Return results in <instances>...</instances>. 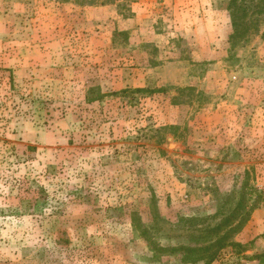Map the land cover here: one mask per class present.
<instances>
[{
  "label": "rangeland",
  "instance_id": "1",
  "mask_svg": "<svg viewBox=\"0 0 264 264\" xmlns=\"http://www.w3.org/2000/svg\"><path fill=\"white\" fill-rule=\"evenodd\" d=\"M245 1L0 0V264H264Z\"/></svg>",
  "mask_w": 264,
  "mask_h": 264
},
{
  "label": "trees",
  "instance_id": "2",
  "mask_svg": "<svg viewBox=\"0 0 264 264\" xmlns=\"http://www.w3.org/2000/svg\"><path fill=\"white\" fill-rule=\"evenodd\" d=\"M262 3H263L262 6H260V9L258 10V13L260 15H262V13L264 12V2ZM228 10L230 12L232 25L234 28V32H232L233 34L231 35L232 39L239 38L241 36L243 37V35L246 34V31H247V20H246L248 16L247 2L245 0H241V1L240 0H230L229 5H228ZM139 91H142V90L139 89ZM90 100L93 101L92 99ZM39 192L40 194H42L43 201L42 199L38 200L33 205V207H36L37 213L45 214V212H43V209L45 208L46 206L45 204L48 201L47 198L49 196V192L42 186L39 188Z\"/></svg>",
  "mask_w": 264,
  "mask_h": 264
}]
</instances>
